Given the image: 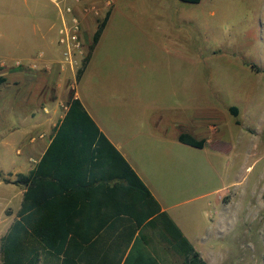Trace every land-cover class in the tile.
Returning <instances> with one entry per match:
<instances>
[{"label": "rangeland", "instance_id": "obj_1", "mask_svg": "<svg viewBox=\"0 0 264 264\" xmlns=\"http://www.w3.org/2000/svg\"><path fill=\"white\" fill-rule=\"evenodd\" d=\"M56 1L0 0V75L7 79L0 85V240L24 190L12 182L35 165L72 96L92 103L120 137L151 138L167 134L171 117L159 122L156 114L179 96L188 109L175 116L217 128L208 132L214 144L204 176L187 180L184 222L205 244L209 264H264V0H163L152 21L143 2L153 0H121L80 83L77 71L109 8L82 5L84 17L62 20ZM72 1L66 6L74 11ZM74 18L80 46L67 61L60 30ZM15 152L26 159L17 162ZM151 249L164 264H183L157 237Z\"/></svg>", "mask_w": 264, "mask_h": 264}, {"label": "trees", "instance_id": "obj_2", "mask_svg": "<svg viewBox=\"0 0 264 264\" xmlns=\"http://www.w3.org/2000/svg\"><path fill=\"white\" fill-rule=\"evenodd\" d=\"M109 19L110 12L98 24L77 71L78 83ZM6 81L0 75V85ZM230 111L238 117L237 107ZM179 142L197 149L206 144L188 133L181 134ZM13 183L26 191L16 220L0 240L1 264H163L151 252L145 229L156 231L183 264H209L161 211L76 96L70 98L39 163L28 174H18Z\"/></svg>", "mask_w": 264, "mask_h": 264}, {"label": "crops", "instance_id": "obj_3", "mask_svg": "<svg viewBox=\"0 0 264 264\" xmlns=\"http://www.w3.org/2000/svg\"><path fill=\"white\" fill-rule=\"evenodd\" d=\"M72 2L74 1L72 0L56 1V4L60 5V8H58V10L60 9V12L62 14V20L64 18H70L71 16L72 17L76 16L77 18L84 17L85 13L82 10L83 8L82 5H90L98 8L100 7L109 8L107 11L110 12V19L103 33L104 36L107 31V28H109V25L112 21L114 10L116 7L120 6L119 2H121V0H76L75 4H73L74 6H76L75 10L73 11V8L68 6L72 11L71 13H68V7L66 5H69ZM143 3H147L145 4V7L147 9V11L145 12L147 14L145 16L146 20L152 21V18L154 17V16L151 17L150 15L152 12L156 13L154 19H158V14L160 15L162 14V12L157 10L155 7H157L158 4H161L162 6L164 4L163 0L144 1ZM90 17L95 18L94 15H90ZM88 25L89 24L86 23V26L85 25L84 26L88 28ZM99 44L97 45V47L99 46ZM96 49L81 81H83L88 75L90 66L92 65V62L95 58L94 56L96 54ZM53 60L54 59L48 61H53ZM159 83L163 86L165 84V81H158L157 84ZM76 97L81 100L83 106L85 107L89 115L92 117V119L95 121L100 131L120 151V153L128 161L131 167L136 171L139 177L146 184V186L151 192V195L158 202L161 211L166 212L173 219V221L179 226V228L182 230V232L188 238L191 244L200 252L203 259L207 261V251L205 250V244L197 245V242L194 240L193 234L190 233L188 226L183 220V216L179 208L184 203L181 200L187 196V193L189 191L187 180H190L191 178H193V175L196 174L200 175L201 177L204 176V169L205 167H207V148L209 147L210 144L211 145L214 144L213 139L210 137L208 132H210L211 129L216 131L217 130L216 126H211V124L210 125L208 124L207 126V121H197L193 124H190L189 122L175 116L176 112L180 110L182 106L184 109H188L187 105L180 106L181 99L179 96H177L166 101V103L161 108L163 110L159 111L156 114V118H157L156 120H159V122H161L163 118L171 117L170 121L173 123V125L168 126V130L166 131L167 134L165 136H163L162 138H158V137L151 138L148 135H144V134L136 135V134L126 133L124 137H120L119 134H117V132H115L109 126V124L105 121L103 116L98 112V110L93 106L92 103L88 102L87 99L82 97V95H80L79 93H77ZM183 133L191 134L198 140H205L206 141L205 147L203 149H197L182 144L181 142H179V136ZM53 135L54 132L52 136L49 138V140H47V142H44V144L41 146L42 147L41 155L39 159H37L35 165L28 171V173L31 170H33L41 160L42 156L44 155V153L46 152L52 141ZM171 147H174V149L176 150H180L181 155H179L176 152L175 153L177 155H175V153L171 150ZM31 149L35 151V146L33 145V148L31 147L30 150ZM165 149L168 152L162 153L161 151ZM14 154L19 159L17 160V162L26 159L25 155H20L17 154L16 152ZM13 163H16V161L14 160ZM19 174H23V173H19ZM13 185L24 187L21 204H20V208H21L26 187L23 185H16L14 183ZM16 218L14 219V221L16 220ZM144 233L151 239V246H150L151 252L154 255H156L158 259L164 264L163 260L159 257V255L151 248L154 237L159 238L162 243L166 245L168 244L157 234L156 231L152 229H145Z\"/></svg>", "mask_w": 264, "mask_h": 264}, {"label": "built area", "instance_id": "obj_4", "mask_svg": "<svg viewBox=\"0 0 264 264\" xmlns=\"http://www.w3.org/2000/svg\"><path fill=\"white\" fill-rule=\"evenodd\" d=\"M68 12H71V9H68ZM80 32L81 29L76 18H74L72 25L68 26L64 24L63 28L60 30V43L66 46L67 51L65 52V56L67 61L71 60L73 54L80 46Z\"/></svg>", "mask_w": 264, "mask_h": 264}]
</instances>
